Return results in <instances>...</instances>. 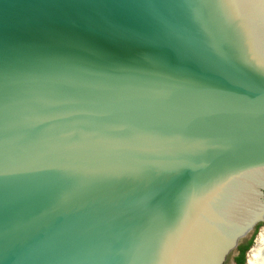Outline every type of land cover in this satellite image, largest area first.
Listing matches in <instances>:
<instances>
[{"label": "water", "instance_id": "95a60500", "mask_svg": "<svg viewBox=\"0 0 264 264\" xmlns=\"http://www.w3.org/2000/svg\"><path fill=\"white\" fill-rule=\"evenodd\" d=\"M258 65L264 0H0V264H226L264 222ZM186 169L217 171L162 237Z\"/></svg>", "mask_w": 264, "mask_h": 264}, {"label": "snow or ice", "instance_id": "6c2138e0", "mask_svg": "<svg viewBox=\"0 0 264 264\" xmlns=\"http://www.w3.org/2000/svg\"><path fill=\"white\" fill-rule=\"evenodd\" d=\"M260 70L264 72V65H258ZM217 171V170H216ZM216 171L211 172L205 177L202 178H193L192 170L186 169L182 173H178V176L182 179L183 188L178 195H175L172 203L171 211L164 217L163 220V232L162 237L166 235L169 229V224L172 218V211L174 207L185 208L192 206L200 197H202L209 190V186L211 183L210 178L215 175ZM163 197H166L167 193L160 194ZM164 244L161 240L159 251L163 250ZM161 264H165V262L161 261ZM170 264V262H167Z\"/></svg>", "mask_w": 264, "mask_h": 264}, {"label": "rangeland", "instance_id": "374dc122", "mask_svg": "<svg viewBox=\"0 0 264 264\" xmlns=\"http://www.w3.org/2000/svg\"><path fill=\"white\" fill-rule=\"evenodd\" d=\"M264 233V222L261 223V226L258 228V230L256 231V234L253 238V241H252V245L250 246V248L247 250L246 254H245V260H247V264H256V258L257 257H254L253 256V253H252V250L256 247V244H257V241L260 237V235ZM254 234V231L250 234L248 240H250V238L253 236ZM247 240V239H246ZM244 240V241H246ZM255 240V241H254ZM243 241V242H244ZM251 249V250H250ZM250 251V252H249ZM232 259L233 257H229L228 258V261L226 264H231L232 263ZM250 260V261H249ZM245 264V263H244Z\"/></svg>", "mask_w": 264, "mask_h": 264}, {"label": "trees", "instance_id": "16d2710c", "mask_svg": "<svg viewBox=\"0 0 264 264\" xmlns=\"http://www.w3.org/2000/svg\"><path fill=\"white\" fill-rule=\"evenodd\" d=\"M261 226V224H259L255 231H254V234L253 236L250 238V240H248L246 243L244 244H241L240 246H238V254L237 256L235 257V264H244L245 263V254L247 252V250L250 248V246L252 245V241H253V238L256 234V231L258 230V228Z\"/></svg>", "mask_w": 264, "mask_h": 264}, {"label": "bare ground", "instance_id": "6f19581e", "mask_svg": "<svg viewBox=\"0 0 264 264\" xmlns=\"http://www.w3.org/2000/svg\"><path fill=\"white\" fill-rule=\"evenodd\" d=\"M252 253L254 257H257L256 264H264V233L260 235L256 247L252 250Z\"/></svg>", "mask_w": 264, "mask_h": 264}, {"label": "flooded vegetation", "instance_id": "af4514ba", "mask_svg": "<svg viewBox=\"0 0 264 264\" xmlns=\"http://www.w3.org/2000/svg\"><path fill=\"white\" fill-rule=\"evenodd\" d=\"M247 241H248V239H247L246 241H244L243 243H241V244H244V243H246ZM241 244H240V245H241ZM240 245H239V246H240ZM237 254H238V248H237V251H236L235 255L233 256L232 264H235V260H234V259H235V257L237 256Z\"/></svg>", "mask_w": 264, "mask_h": 264}]
</instances>
